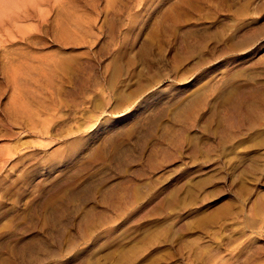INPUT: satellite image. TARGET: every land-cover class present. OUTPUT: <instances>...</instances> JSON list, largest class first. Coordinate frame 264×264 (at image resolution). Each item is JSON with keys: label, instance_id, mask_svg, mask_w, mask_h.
Masks as SVG:
<instances>
[{"label": "rangeland", "instance_id": "374dc122", "mask_svg": "<svg viewBox=\"0 0 264 264\" xmlns=\"http://www.w3.org/2000/svg\"><path fill=\"white\" fill-rule=\"evenodd\" d=\"M22 9L0 10V264H264V0Z\"/></svg>", "mask_w": 264, "mask_h": 264}, {"label": "bare ground", "instance_id": "6f19581e", "mask_svg": "<svg viewBox=\"0 0 264 264\" xmlns=\"http://www.w3.org/2000/svg\"><path fill=\"white\" fill-rule=\"evenodd\" d=\"M50 2L54 3V2H56V0H0V10L6 9L8 6L13 7V5H15L19 8L23 7V9L21 11L22 17H23L25 15L28 16L30 14V12H29L30 10H37L38 11L39 7H41L47 3H50ZM17 22H14V19H13L12 21L10 20L8 22H5L4 24H2V26H7V25L9 26L10 24L14 25L15 23L17 25Z\"/></svg>", "mask_w": 264, "mask_h": 264}]
</instances>
